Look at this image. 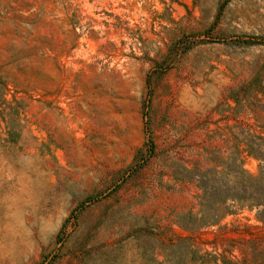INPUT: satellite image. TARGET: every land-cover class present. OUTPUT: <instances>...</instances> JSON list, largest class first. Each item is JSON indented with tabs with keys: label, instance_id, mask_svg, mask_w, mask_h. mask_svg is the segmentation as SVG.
<instances>
[{
	"label": "rangeland",
	"instance_id": "374dc122",
	"mask_svg": "<svg viewBox=\"0 0 264 264\" xmlns=\"http://www.w3.org/2000/svg\"><path fill=\"white\" fill-rule=\"evenodd\" d=\"M0 264H264V0H0Z\"/></svg>",
	"mask_w": 264,
	"mask_h": 264
}]
</instances>
